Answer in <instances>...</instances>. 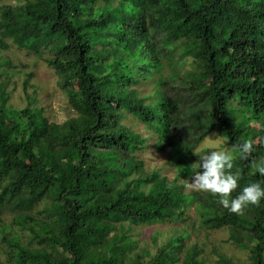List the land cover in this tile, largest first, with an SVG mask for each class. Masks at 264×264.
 I'll return each instance as SVG.
<instances>
[{"label":"trees","instance_id":"obj_1","mask_svg":"<svg viewBox=\"0 0 264 264\" xmlns=\"http://www.w3.org/2000/svg\"><path fill=\"white\" fill-rule=\"evenodd\" d=\"M11 45L57 74L65 120L44 114ZM16 73L21 107L9 101ZM215 132V150L252 143L228 170L231 196L264 188V0L0 4V264H210L199 229L227 230L247 254L214 245L215 264H264V199L236 215L186 187ZM148 149L166 154L161 167L146 166ZM154 224L166 235L141 238Z\"/></svg>","mask_w":264,"mask_h":264},{"label":"rangeland","instance_id":"obj_2","mask_svg":"<svg viewBox=\"0 0 264 264\" xmlns=\"http://www.w3.org/2000/svg\"><path fill=\"white\" fill-rule=\"evenodd\" d=\"M21 0H0L2 3L16 4ZM23 49H18L11 45L9 49L4 50L6 55L12 64L17 68H24L26 70H32L34 76L31 79L32 85L37 89L36 94L39 100V104L44 106V114L51 121L61 122L72 114V111L67 107V99L63 92L57 85L58 76L54 70L50 68L43 60L37 58L35 54H29ZM22 73H16L11 78V82L8 89H11L9 101L14 106H23L25 104L24 89L22 87ZM32 89H27L28 93H32ZM142 131L143 125L137 127ZM144 132H147L144 129ZM225 140L218 133H211L204 138L197 146L198 150L203 148L215 150L219 148ZM148 168L161 167L163 161L166 159V154L153 151L151 149L146 150L141 156ZM163 171H166V166L163 167ZM192 180V179H191ZM169 225L167 224H154L143 225L139 229L141 230V238L145 237L149 240V236L154 230H160L161 236H165ZM195 229H199L193 227ZM192 233H196L193 231ZM196 235L200 239V244L206 249L207 259L210 264H215L216 255L212 251L214 245H222L221 249L224 250V254L227 257L233 259V261L245 259L246 252L239 249L236 245L228 240L227 230H206L199 229Z\"/></svg>","mask_w":264,"mask_h":264},{"label":"clouds","instance_id":"obj_3","mask_svg":"<svg viewBox=\"0 0 264 264\" xmlns=\"http://www.w3.org/2000/svg\"><path fill=\"white\" fill-rule=\"evenodd\" d=\"M251 151V141L245 140L225 150L204 152L198 162L192 165V180L190 183L186 181V187L196 192L210 193L228 213L241 215L246 207L256 206L264 199V188L260 183H250L235 196H231L237 188L239 173L228 170L233 168L237 157L244 160ZM254 166L255 172L264 176V157L256 161Z\"/></svg>","mask_w":264,"mask_h":264}]
</instances>
